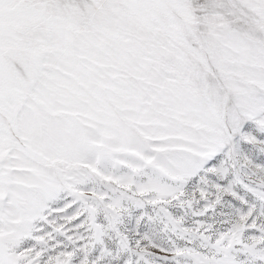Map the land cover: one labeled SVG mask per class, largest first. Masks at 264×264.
<instances>
[{
	"label": "snow or ice",
	"instance_id": "snow-or-ice-1",
	"mask_svg": "<svg viewBox=\"0 0 264 264\" xmlns=\"http://www.w3.org/2000/svg\"><path fill=\"white\" fill-rule=\"evenodd\" d=\"M0 264H264V0H0Z\"/></svg>",
	"mask_w": 264,
	"mask_h": 264
}]
</instances>
